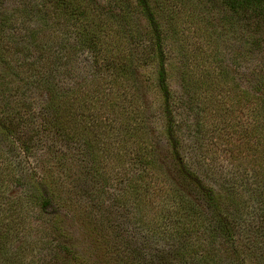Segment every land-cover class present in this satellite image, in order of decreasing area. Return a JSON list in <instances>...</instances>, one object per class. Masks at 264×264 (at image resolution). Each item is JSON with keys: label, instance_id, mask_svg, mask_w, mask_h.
<instances>
[{"label": "rangeland", "instance_id": "374dc122", "mask_svg": "<svg viewBox=\"0 0 264 264\" xmlns=\"http://www.w3.org/2000/svg\"><path fill=\"white\" fill-rule=\"evenodd\" d=\"M89 1L90 28L108 46L98 56L81 44L89 29L47 0H0V111L34 146L0 131L2 152L13 147L21 162L0 185V264H264V213L252 210L264 186V95L254 90L264 12L238 0H148L180 157L237 214L233 238L209 244L197 226L179 233L194 223L167 195L187 182L166 134L151 27L137 0ZM92 111L96 122L58 131L60 115ZM176 212L185 218L172 225Z\"/></svg>", "mask_w": 264, "mask_h": 264}, {"label": "trees", "instance_id": "16d2710c", "mask_svg": "<svg viewBox=\"0 0 264 264\" xmlns=\"http://www.w3.org/2000/svg\"><path fill=\"white\" fill-rule=\"evenodd\" d=\"M47 1L50 2L52 7L56 11H58L59 14L66 16L69 19L72 18L76 20L78 22L79 29L81 28V31L86 27L89 29V35L86 36V38H80V39H82L81 44L90 48L94 55L96 54L98 56L100 51L102 52L107 50L108 48L106 44L107 42L103 43V41H101L100 38L97 37L93 29L90 28L91 25L94 26V23L98 21L94 19L91 20L90 17L88 16V11L89 10L91 11L89 7L93 6V4L89 0H47ZM83 2H86L87 6H85ZM137 2L141 7L145 18L147 19L151 27L152 34L154 37V43L156 45V52L158 58V81L163 95L167 138L172 148L173 158L175 162L179 165L180 172L182 173V176L187 182V184L185 185V189L183 190L179 188L176 189L175 187L170 188L168 189V194H167L169 197H171V200L176 203L177 209L179 211L182 210L185 212L186 211L190 212L189 218L192 219L194 223V225H191L190 227H183V226L179 227V231H180L179 233L183 234L182 236H184L185 234L189 235L194 230L191 228L193 226L194 227L197 226L198 228L204 230L203 235H207L208 237L207 242L209 244L211 243L214 244L216 240H218V237H222L223 239H227L230 241L233 238L235 230L238 226L235 217L237 214L235 213L236 215H232V214L227 215L226 213L228 211H222L221 207H223V203H224L223 196L214 193V191L210 187L205 185L202 179L199 178L192 170H190L188 166L185 165V163L182 161V158L180 157L179 140L176 136V130H175L176 125L174 121V114L170 104L171 94L167 84V73H166L165 60L162 49L163 38L160 30V25L156 20L153 11L151 10L148 0H137ZM233 4L236 5L239 4V7H241L242 9L253 7L257 9V11L264 12V0H238V2L234 1ZM259 14H264V13H259ZM77 34L79 33L77 32ZM103 44H105L106 47ZM111 64L113 67H116V61L111 62ZM109 66L110 64H108V67ZM254 90L256 91L258 96L259 94L264 95V82H257L254 85ZM53 91L54 90L52 89V92ZM247 93L248 92L246 90H243L240 97L244 98L246 96L244 94ZM260 102L264 104V101H260ZM96 112L99 113L96 114ZM96 112L92 111V113L90 112L82 115L81 117L87 118L85 119V121L79 120V121L69 122L64 115H60L58 120L59 122L56 125L57 129L60 133H63L68 137L71 135L72 131L77 126L80 125L86 126L91 124L92 122H96V120H98V118L100 117V111H96ZM4 113L3 111H0V131L7 133L10 136H13V138H15V140L18 143H20L22 149H25L26 151H30L34 147L32 145L31 139L27 140V138L24 137L25 136L24 131H17L12 124H9L8 123L9 116ZM88 120H90L89 123L87 122ZM12 148L8 151L7 154H4V152H2V150L0 149V158H5L2 162L3 166L0 168V185L1 183H3L4 177L8 175L9 178L12 177L14 171L19 170V167L21 165V162L19 163L17 162V160L13 161L12 159L9 158L16 156L14 155L15 151ZM96 159L100 160L99 156H96ZM146 165L150 166V168H147L146 170H150L153 167V162L146 163ZM3 169H6V172H4ZM138 187H139L138 185L133 184L130 188H132L133 191L138 192L139 190ZM256 188H260L257 189L260 199L257 201L256 205H254L252 210L253 212L260 210L261 213H264V193H262L264 186H258ZM146 189H150V188L147 187ZM1 196L2 195H0V202L7 203L6 201H3ZM40 197H41L40 206L44 210H48L49 208L53 207L52 199L50 197H47L45 195H40ZM2 206L3 205L0 203V211L2 209ZM203 206L209 212L208 217H206L204 215V212L201 211L200 208H198ZM1 214L2 213H0V219H1ZM7 214H9L8 210H7ZM174 214H176V217L172 218V225H176V221L181 217L185 218L184 215H181L178 212ZM208 226L209 229L206 228ZM193 256L189 258H195ZM208 257L207 260L209 259ZM201 261H203V258L201 259ZM188 264H197V263L194 261H190Z\"/></svg>", "mask_w": 264, "mask_h": 264}]
</instances>
